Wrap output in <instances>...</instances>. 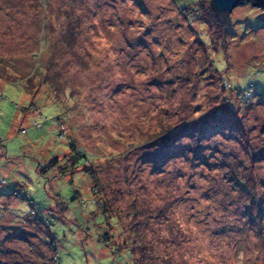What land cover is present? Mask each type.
<instances>
[{"label":"rangeland","instance_id":"1","mask_svg":"<svg viewBox=\"0 0 264 264\" xmlns=\"http://www.w3.org/2000/svg\"><path fill=\"white\" fill-rule=\"evenodd\" d=\"M213 17L0 0V264H264V11Z\"/></svg>","mask_w":264,"mask_h":264},{"label":"water","instance_id":"2","mask_svg":"<svg viewBox=\"0 0 264 264\" xmlns=\"http://www.w3.org/2000/svg\"><path fill=\"white\" fill-rule=\"evenodd\" d=\"M210 1L212 2V7L217 17L223 21L224 20L229 21L232 11L237 6H240L241 4H243L244 2H249L253 4L255 7H257L258 9L264 11V0H210Z\"/></svg>","mask_w":264,"mask_h":264},{"label":"trees","instance_id":"3","mask_svg":"<svg viewBox=\"0 0 264 264\" xmlns=\"http://www.w3.org/2000/svg\"><path fill=\"white\" fill-rule=\"evenodd\" d=\"M211 12L214 14V19H219L218 17H217V15H216V13H215V11H214V9H213V7H212V2H211ZM215 20V22H216V24L218 25V26H220L222 23V25H226V24H228L229 23V21H227V20H221V19H219V21H221V22H217ZM77 196H78V193H77ZM27 197H28V195H24L23 196V199H27ZM78 198V197H77ZM29 199V198H28ZM29 202H30V205H31V207H33V202L31 201V200H28ZM85 205V204H84ZM104 214V216H105V213H103ZM52 217V216H51ZM50 216L48 217V218H46L45 217V215L44 216H42V215H39L38 216V219L40 220V221H42L41 219L42 218H45V223H46V225H49L50 227H52L50 224H49V219L51 218ZM47 234V233H46ZM48 235V234H47ZM50 236V235H49ZM110 238V235L109 234H105L104 236H103V240H105V241H107V242H110V241H112L111 239H109ZM117 249V248H116ZM130 253L132 254V256L134 257V252H133V250H131L130 251ZM133 264H144V262L143 261H138V258H137V256H136V258L134 257L133 258Z\"/></svg>","mask_w":264,"mask_h":264},{"label":"clouds","instance_id":"4","mask_svg":"<svg viewBox=\"0 0 264 264\" xmlns=\"http://www.w3.org/2000/svg\"><path fill=\"white\" fill-rule=\"evenodd\" d=\"M201 259H202V260H206L207 257H206V256H202Z\"/></svg>","mask_w":264,"mask_h":264}]
</instances>
